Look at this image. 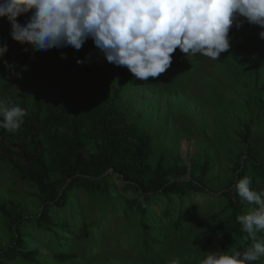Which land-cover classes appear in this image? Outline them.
<instances>
[{
	"label": "rangeland",
	"instance_id": "1",
	"mask_svg": "<svg viewBox=\"0 0 264 264\" xmlns=\"http://www.w3.org/2000/svg\"><path fill=\"white\" fill-rule=\"evenodd\" d=\"M262 30L250 27L246 20L239 28L233 26L231 47L218 61L202 55L188 59L177 48L166 73L148 82L133 77L126 67L109 63L100 50H90L93 71L78 79L84 92L98 101L109 99L141 131L153 136L151 162L155 166L163 158L171 180L196 178L208 163L203 184L210 192L189 190L183 198L172 197L171 203L163 196L146 202L150 240L132 205L135 195L114 175L110 177L112 196L75 188L66 205H51L50 230L34 220L43 209L38 187L18 179L15 168L0 161V204L19 206L24 216L33 218L16 228L0 212V248H7L19 230L24 249L37 250L38 256L35 261L17 257L6 264H168L172 259L200 264L204 251L219 249L206 243L207 231L229 216L222 192L236 177L238 165L249 166L248 150L240 137L243 125H251V149L264 161V39L257 43ZM10 32L11 23L1 17L0 46L7 44L5 59L21 75L8 67L1 70L0 100L13 97L20 102L27 96L31 113L40 98L47 114L54 102L65 99L69 80L59 76L30 84L31 70H23L11 53L16 41ZM58 178L54 172L52 180ZM258 183L264 194V181L258 179ZM165 210L169 215H164ZM59 253L77 256L63 263L56 258Z\"/></svg>",
	"mask_w": 264,
	"mask_h": 264
},
{
	"label": "trees",
	"instance_id": "2",
	"mask_svg": "<svg viewBox=\"0 0 264 264\" xmlns=\"http://www.w3.org/2000/svg\"><path fill=\"white\" fill-rule=\"evenodd\" d=\"M31 15L32 13L23 14L18 17V21L24 24ZM247 24L252 26L248 22ZM261 39L258 35L259 45ZM90 50H99L91 38L79 51L65 46L52 48L47 54L35 52L30 44L15 42L11 53L24 67L31 70L28 79L30 84L37 85L47 78L55 80L59 76L66 77L69 83L64 92L65 99L54 102L47 114L44 113L40 98L36 99L31 113L27 96H22L20 102L11 98L12 102L26 110L27 115L19 131L8 133L7 130L0 129V161L10 163L15 168L18 179L38 187L43 195V209L34 220L38 225L50 227V230L51 205H66L69 192L75 188L85 189L91 194L106 192L112 196L110 177L117 176L122 181L123 188L135 195L132 205L141 215L144 235L152 240L150 228L145 225L148 215L146 202L156 196H163L171 203L172 197L183 198L189 190L208 194L210 191L203 184V179L209 171V164H204L196 178L185 181L169 178L163 158L154 166L151 162L153 136L141 131L109 99L98 101L87 95L81 87L78 79L93 71L89 67V61L93 57ZM78 58L83 63H77ZM4 61L6 59L3 55L0 57V74L6 68ZM243 128L244 132L240 137L248 150L249 166L238 165L236 177L222 192L226 209L230 211L229 216L207 231L206 243L215 244L220 250L229 247L243 250L250 244L249 240H245L246 233L237 220V216L244 214L249 207L235 190L237 180L247 175L251 177L252 188L263 193L258 179L264 181V161H260L251 149V125H243ZM54 172L59 173L57 181L52 180ZM179 173L183 174L181 171ZM0 212L16 228H21L24 222L33 221V218L23 215L24 211L19 206L0 204ZM169 213L165 210L164 215ZM17 233L19 230L7 248H0V264H6V260L17 257L25 261H35L38 257L37 250L24 249L25 241ZM219 236L221 239H218ZM76 256L72 253H59L56 258L66 263ZM257 263L264 261L255 262Z\"/></svg>",
	"mask_w": 264,
	"mask_h": 264
},
{
	"label": "clouds",
	"instance_id": "3",
	"mask_svg": "<svg viewBox=\"0 0 264 264\" xmlns=\"http://www.w3.org/2000/svg\"><path fill=\"white\" fill-rule=\"evenodd\" d=\"M27 13L32 15L21 24L18 17ZM0 17L11 23L12 39L35 52L65 46L79 51L91 38L109 63L148 82L166 73L177 48L188 59L202 55L218 61L231 47L233 26L246 20L264 29V0H0ZM259 35L264 39V30ZM7 51V44L0 46V57ZM4 64L21 75L14 64ZM26 115L18 104L0 100V128L15 133ZM235 190L249 205L237 220L250 244L243 250L204 251L200 264H255L264 258V194L252 188L247 175L237 180Z\"/></svg>",
	"mask_w": 264,
	"mask_h": 264
}]
</instances>
